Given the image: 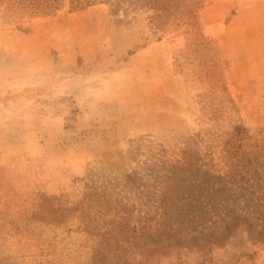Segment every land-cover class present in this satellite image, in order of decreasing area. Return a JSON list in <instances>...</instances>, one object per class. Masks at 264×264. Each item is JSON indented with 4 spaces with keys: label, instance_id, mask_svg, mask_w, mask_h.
<instances>
[{
    "label": "rangeland",
    "instance_id": "obj_1",
    "mask_svg": "<svg viewBox=\"0 0 264 264\" xmlns=\"http://www.w3.org/2000/svg\"><path fill=\"white\" fill-rule=\"evenodd\" d=\"M89 1L0 4V233L43 202L64 264H264V0ZM8 236L0 264H34Z\"/></svg>",
    "mask_w": 264,
    "mask_h": 264
},
{
    "label": "trees",
    "instance_id": "obj_2",
    "mask_svg": "<svg viewBox=\"0 0 264 264\" xmlns=\"http://www.w3.org/2000/svg\"><path fill=\"white\" fill-rule=\"evenodd\" d=\"M94 1V0H93ZM133 1L131 4L138 6L140 8H149L160 14L164 20H170L171 17L174 24L180 21L184 16L185 22L191 25L192 22L197 21V16L199 11L204 7V0H194L193 7L186 9V11L178 12L176 7L181 0H128ZM63 0H0V4L4 5L7 11H17L21 10L22 14L26 15L25 18H35L54 15L62 7ZM76 2L74 7H85L92 5L89 0H72L71 4ZM207 4V3H206ZM181 8L185 9V6ZM161 17V15L159 16ZM178 26V23H177ZM7 199H5L6 202ZM8 205V203H6ZM56 206L51 204H44L39 202L38 205V217L36 220L33 212H30L26 207L24 210L17 211L19 221H24V223L19 226L15 224L13 227V234L8 236V233H0V239L5 241L8 236L13 239V248H18L17 251H22V253L16 252L11 256H21L20 258L30 257L31 261H35L34 264H64L63 260H58L55 257L56 245L53 238L50 240H40L42 238V227H49L53 225V220L55 219ZM30 212V213H29ZM29 217L26 220V217ZM6 216L1 213L0 215V228H3L2 224L5 222ZM41 229V230H40ZM11 230V231H12ZM41 231V232H40Z\"/></svg>",
    "mask_w": 264,
    "mask_h": 264
},
{
    "label": "crops",
    "instance_id": "obj_3",
    "mask_svg": "<svg viewBox=\"0 0 264 264\" xmlns=\"http://www.w3.org/2000/svg\"><path fill=\"white\" fill-rule=\"evenodd\" d=\"M233 6L236 7L235 5H233ZM246 8H247V5L242 6L240 8L241 10H238V11L240 13H243L246 10ZM239 23H240L239 19H238L237 22H236V20H234V22L233 21L231 22L229 20L227 22L225 31H223V33L217 35L218 40L221 41L225 37L224 34H232L233 32L235 33ZM262 38H264V35H262ZM226 54L229 55L230 53H226ZM237 54L240 56L239 53H237ZM241 55L247 56L248 58L255 59L256 61H258V63H260V62L264 63V42L260 43V45H253V46H249V47L248 46L243 47V49L241 51Z\"/></svg>",
    "mask_w": 264,
    "mask_h": 264
}]
</instances>
